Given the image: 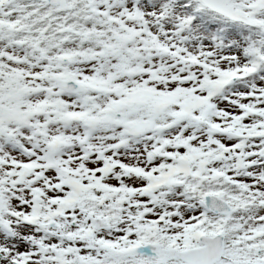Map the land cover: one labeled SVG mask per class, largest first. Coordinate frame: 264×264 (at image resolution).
Instances as JSON below:
<instances>
[{
  "label": "snow or ice",
  "instance_id": "1",
  "mask_svg": "<svg viewBox=\"0 0 264 264\" xmlns=\"http://www.w3.org/2000/svg\"><path fill=\"white\" fill-rule=\"evenodd\" d=\"M0 264H264V0H0Z\"/></svg>",
  "mask_w": 264,
  "mask_h": 264
}]
</instances>
